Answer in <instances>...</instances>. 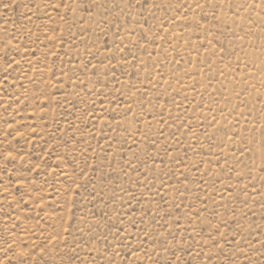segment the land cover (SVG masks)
<instances>
[{"label": "rangeland", "instance_id": "374dc122", "mask_svg": "<svg viewBox=\"0 0 264 264\" xmlns=\"http://www.w3.org/2000/svg\"><path fill=\"white\" fill-rule=\"evenodd\" d=\"M0 264H264V0H0Z\"/></svg>", "mask_w": 264, "mask_h": 264}]
</instances>
